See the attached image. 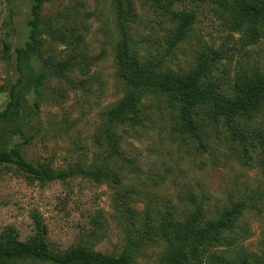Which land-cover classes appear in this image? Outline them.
<instances>
[{"label": "rangeland", "instance_id": "1", "mask_svg": "<svg viewBox=\"0 0 264 264\" xmlns=\"http://www.w3.org/2000/svg\"><path fill=\"white\" fill-rule=\"evenodd\" d=\"M33 0H0V111L8 90L18 79L15 48L28 41ZM230 0H50L40 11L38 51L34 71L46 73L40 109L28 119V143L1 126L0 151L20 144L33 164L64 169L79 159L102 166L119 178L96 183L77 177L39 186L24 175L0 174V233L16 230L20 241L34 230L33 214L47 227L51 250L64 252L78 244L93 252L115 255L134 250V264H161L165 237H156L168 213L181 220L192 210L188 195L206 213L244 202L239 242L246 255L260 256L264 246V168L262 150L250 149L243 163L232 147L229 128L220 120L204 128L201 139L178 125L176 109L162 96H143L145 122L130 129L119 126V148L135 169L114 158L105 160L104 114L123 96L116 77L115 47L126 41L142 65L159 64L165 71L186 75L206 59L207 81L229 96L237 77L264 75V23L256 26L257 41L246 44L249 24L231 31L225 23ZM186 9L196 20L174 47L178 21L172 12ZM5 46L7 50H5ZM34 95L27 94L25 113L32 112ZM254 128L264 129V106ZM147 215L150 231L140 221ZM209 214V215H210ZM94 219H98L96 222ZM222 250V249H220ZM233 258L240 252L224 248ZM16 264H47L24 260ZM202 264H206L203 260Z\"/></svg>", "mask_w": 264, "mask_h": 264}, {"label": "trees", "instance_id": "2", "mask_svg": "<svg viewBox=\"0 0 264 264\" xmlns=\"http://www.w3.org/2000/svg\"><path fill=\"white\" fill-rule=\"evenodd\" d=\"M49 1L32 2L31 18L27 23L28 41L15 48L18 79L9 88L8 101L0 111V128L9 127L13 134L23 138V143H28L34 137L25 136L24 127L28 119L40 109L41 87L46 78L45 72L34 71L31 60L38 51L40 11ZM228 8L229 13L224 20L229 29L237 31L248 23L250 29L246 33V44L257 41L256 26L264 23V0H230ZM127 13V8H117L123 37L115 47V74L123 84L124 93L104 114L105 160L114 158L122 165L135 169L133 162L123 157L119 148L120 136L115 133V129L119 126L133 129L143 125V96L154 92L176 109L180 128L190 130L198 139H201L204 128H212L218 121H224L233 137L232 141H235L232 147L239 159L243 163L251 161L250 149L259 148L263 156L260 164L264 168V129L252 127L261 117L264 106V75L237 77L233 92L227 96L220 92L219 87L207 81L209 63L206 59L201 60L198 68L186 75L165 71L159 64L142 65L131 51L121 24V18H125ZM172 16L178 21L171 41V46L174 47L184 39L187 28L196 20V13L186 9L172 12ZM30 93L35 100L32 112L25 113V96ZM2 171L24 175L39 186L56 181L66 182L77 177L96 183L119 179L111 176L104 167L86 163L83 159L64 169L33 164L23 156L20 144L0 151V174ZM188 198L193 204L192 210L183 212L181 220H174L168 213L167 217L161 218L156 229V237L163 236L167 241L161 264H202L203 260L206 264H264V246L262 255H246L239 242V220L246 210L244 202H237L209 215L200 204L195 203L192 194ZM33 222V233L24 241L18 239L17 232L12 227H7L0 233V264H16L24 260L47 264H134L132 248L115 255L93 252L86 244H78L64 252L51 250L46 239L47 227L38 214H33ZM140 223L144 233H148L150 225L146 214ZM224 248H234L242 253L230 258L225 255Z\"/></svg>", "mask_w": 264, "mask_h": 264}]
</instances>
